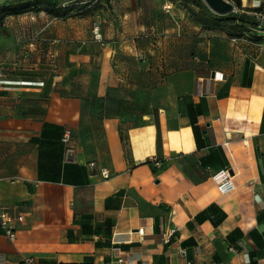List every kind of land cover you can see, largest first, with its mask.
I'll return each instance as SVG.
<instances>
[{"label": "crops", "instance_id": "crops-1", "mask_svg": "<svg viewBox=\"0 0 264 264\" xmlns=\"http://www.w3.org/2000/svg\"><path fill=\"white\" fill-rule=\"evenodd\" d=\"M190 10L0 19V208L23 216L0 264H264V32Z\"/></svg>", "mask_w": 264, "mask_h": 264}, {"label": "trees", "instance_id": "trees-1", "mask_svg": "<svg viewBox=\"0 0 264 264\" xmlns=\"http://www.w3.org/2000/svg\"><path fill=\"white\" fill-rule=\"evenodd\" d=\"M63 1L64 0H6L4 2H0V19H3L4 16L8 14H18L29 10H39L43 7L47 11L55 14V16L61 18H66L71 15V13H74V15H82L89 12L92 5L97 3L99 0L86 4H80L78 0H72L71 3L62 6L61 3ZM232 1L236 6L241 7L240 0ZM189 2L197 7V11H190L200 22L209 27H215L219 24H223L227 26V29L230 28L233 30L229 33L236 36H242L249 30L251 31L253 29L264 32V26L260 25V16L251 15L246 12L237 13L233 11L226 14H219L210 9L204 0H189ZM250 10L255 13L264 14L263 5L250 8ZM250 33L255 35H250L255 39L259 38L255 32ZM197 217L202 219L203 214H198Z\"/></svg>", "mask_w": 264, "mask_h": 264}, {"label": "built area", "instance_id": "built-area-1", "mask_svg": "<svg viewBox=\"0 0 264 264\" xmlns=\"http://www.w3.org/2000/svg\"><path fill=\"white\" fill-rule=\"evenodd\" d=\"M71 1L72 0H64L61 3V5L65 6V5L69 4V3H71ZM94 1H97V0L78 1V2L80 4H86V3H91V2H94ZM256 14L261 16V19H264V15L262 13H256ZM72 15H74V13H71V15H69V16H72ZM93 29L95 30V38L100 40L101 39V35L97 32L98 26L95 25ZM218 75H219V73H217V76ZM70 138H71V132H70V130H66L65 133H64L63 140L65 142H68V141H70ZM68 154L69 155L73 154V148L72 147H69ZM103 175L107 177L109 175L108 171L107 170H103ZM224 185H227V184L225 183ZM22 219H23L22 215L14 217V216H11L6 210L0 208V226L3 228L5 234L8 237L15 238V236H16L15 222H16V220L19 221V220H22ZM175 232H176V228H171L169 230L168 234L164 233L162 235V240L164 242H169L171 237L174 235ZM25 261L28 264H34V258L33 257H25ZM118 261H119V264H124L125 263V259L122 258V257H120L118 259Z\"/></svg>", "mask_w": 264, "mask_h": 264}, {"label": "water", "instance_id": "water-1", "mask_svg": "<svg viewBox=\"0 0 264 264\" xmlns=\"http://www.w3.org/2000/svg\"><path fill=\"white\" fill-rule=\"evenodd\" d=\"M214 12L226 14L234 10V5L229 0H204ZM260 25L264 26V19L260 18Z\"/></svg>", "mask_w": 264, "mask_h": 264}, {"label": "bare ground", "instance_id": "bare-ground-1", "mask_svg": "<svg viewBox=\"0 0 264 264\" xmlns=\"http://www.w3.org/2000/svg\"><path fill=\"white\" fill-rule=\"evenodd\" d=\"M137 135H133V143H134V148H135V152L138 156H142L143 154V150H142V143L139 140L138 137H136Z\"/></svg>", "mask_w": 264, "mask_h": 264}, {"label": "rangeland", "instance_id": "rangeland-1", "mask_svg": "<svg viewBox=\"0 0 264 264\" xmlns=\"http://www.w3.org/2000/svg\"><path fill=\"white\" fill-rule=\"evenodd\" d=\"M228 30H229V32H230V31H233V30H232V29H230V28H229ZM250 35H254V34H253V33H250ZM254 36H255V35H254Z\"/></svg>", "mask_w": 264, "mask_h": 264}]
</instances>
